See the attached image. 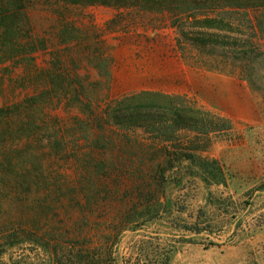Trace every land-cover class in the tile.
<instances>
[{
	"label": "rangeland",
	"instance_id": "obj_1",
	"mask_svg": "<svg viewBox=\"0 0 264 264\" xmlns=\"http://www.w3.org/2000/svg\"><path fill=\"white\" fill-rule=\"evenodd\" d=\"M29 17L35 33L46 45L36 53V68L15 62L0 64V106L35 93L42 84L51 85L52 74L62 83L59 85L71 92L62 96L63 102L56 108L47 104L50 114L64 125L88 116L89 103L96 114H101L116 99L142 91L184 95L188 105L233 123L230 138L214 139L206 150L198 152L219 162L224 181L209 183L186 175L181 186L171 184L167 199L172 210L151 221L131 223L118 236L112 261H93L94 264H135L146 254L159 257L170 245L175 247L170 264H264L261 95L239 76L204 70L183 60L168 18L140 16L136 10L69 6L54 1L34 2L29 7ZM140 131L138 135L145 139L146 133ZM97 136L99 133L93 132L92 137ZM108 136L120 138L114 133ZM112 145L119 149L118 144ZM60 167L63 178L52 188L53 194L34 190L26 209H14L12 215L42 218L43 231L58 230L56 245L61 243L63 251L71 252L74 240L70 234L86 219L79 209L81 203L88 196H109L120 203L128 187L112 181L90 185L72 165L62 163ZM102 188L100 194L95 192ZM115 206L95 208L88 217L91 226L86 227L89 245L106 251L107 258L111 245L104 244L105 236L120 211ZM196 222L201 223L203 231L182 228ZM57 260L54 248L30 242L0 251V264H57ZM71 262L83 264L62 261Z\"/></svg>",
	"mask_w": 264,
	"mask_h": 264
},
{
	"label": "trees",
	"instance_id": "obj_2",
	"mask_svg": "<svg viewBox=\"0 0 264 264\" xmlns=\"http://www.w3.org/2000/svg\"><path fill=\"white\" fill-rule=\"evenodd\" d=\"M36 1L108 6L168 18L183 60L204 70L239 76L264 100V0H0V64L36 68V53L46 45L29 17V7ZM49 76L51 85L42 84L35 93L0 106V251L30 242L54 248L57 264L112 261L113 247L127 226L172 210L167 199L171 184L181 186L186 175L209 183L224 181L219 162L198 152L214 139L232 136L229 119L188 105L184 95L142 91L116 99L101 114L89 103L88 116L64 125L50 114L47 104L56 108L62 96L71 92ZM140 129L145 139L138 135ZM95 131L99 136L92 137ZM109 133L120 138L113 139ZM62 163L72 165L90 185L112 181L128 187L120 203L109 196H88L81 203L86 219L70 234L71 252L63 251L61 243L56 245L58 230L43 231L42 218L12 215L14 209H26L34 190L53 194L52 188L63 178ZM115 205L120 211L105 236L104 244L111 245L107 258L106 251L89 245L86 227L91 226L88 217L95 208L114 209ZM182 228L198 233L204 229L199 222ZM174 250L170 245L159 257L146 254L135 264H170Z\"/></svg>",
	"mask_w": 264,
	"mask_h": 264
}]
</instances>
